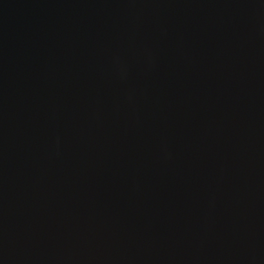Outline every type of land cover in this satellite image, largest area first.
<instances>
[{"label": "water", "instance_id": "1", "mask_svg": "<svg viewBox=\"0 0 264 264\" xmlns=\"http://www.w3.org/2000/svg\"><path fill=\"white\" fill-rule=\"evenodd\" d=\"M0 264H264V0H0Z\"/></svg>", "mask_w": 264, "mask_h": 264}]
</instances>
